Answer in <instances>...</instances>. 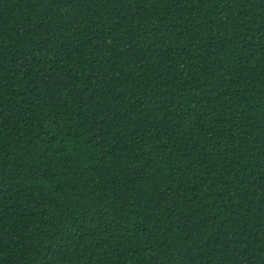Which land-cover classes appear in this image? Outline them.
Instances as JSON below:
<instances>
[{"label":"trees","instance_id":"16d2710c","mask_svg":"<svg viewBox=\"0 0 264 264\" xmlns=\"http://www.w3.org/2000/svg\"><path fill=\"white\" fill-rule=\"evenodd\" d=\"M0 264H264V0H0Z\"/></svg>","mask_w":264,"mask_h":264}]
</instances>
